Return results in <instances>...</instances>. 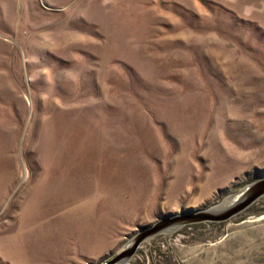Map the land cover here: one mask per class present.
I'll list each match as a JSON object with an SVG mask.
<instances>
[{"label":"rangeland","instance_id":"rangeland-1","mask_svg":"<svg viewBox=\"0 0 264 264\" xmlns=\"http://www.w3.org/2000/svg\"><path fill=\"white\" fill-rule=\"evenodd\" d=\"M261 176L264 0H0V264L45 258L47 238L66 244L47 264L82 240L114 254ZM249 208L145 239L126 264H264Z\"/></svg>","mask_w":264,"mask_h":264},{"label":"water","instance_id":"water-1","mask_svg":"<svg viewBox=\"0 0 264 264\" xmlns=\"http://www.w3.org/2000/svg\"><path fill=\"white\" fill-rule=\"evenodd\" d=\"M236 192L239 193L238 196L226 207H217L219 203L217 202L202 208H184L176 213H167L150 224L138 225L136 231L130 236V240L124 247L114 254L104 256V259L109 258L105 264L128 263L145 239L168 229L195 223L224 222L240 214L260 198L264 197V176L245 183L233 194ZM92 262L89 264L96 263Z\"/></svg>","mask_w":264,"mask_h":264},{"label":"crops","instance_id":"crops-1","mask_svg":"<svg viewBox=\"0 0 264 264\" xmlns=\"http://www.w3.org/2000/svg\"><path fill=\"white\" fill-rule=\"evenodd\" d=\"M61 218H57V219H61V220H71L72 222H74V217L73 215L71 217H69V214L65 215L63 214V217L60 216ZM69 222V221H68ZM63 239V238H62ZM61 238L53 241V242H48V238L46 240H40L39 244L43 245L44 247H46V251L44 252V256L45 258L43 257V259L40 257H36L35 255H37V253L35 255H33L32 253L30 254L31 255V258H30V264H47L46 261H54L55 259H59L60 258V254L57 252L55 253L53 250H49L48 248L50 247V245L52 243H56V245L60 244L63 246H66V244H61V241L62 240ZM66 239V238H65ZM39 238H37L36 242H38ZM63 241V240H62ZM35 243V242H34ZM33 241H31V245L34 244ZM72 242H70L67 246H68V250L66 251V256L67 257H64L66 258L65 260L69 262V264H81L80 262L76 263L75 262V258H79L81 259L82 261H85L87 258L89 260H93L94 261H98L100 258H103L104 256H107V255H110V254H113V252H115L114 250H116L117 248V243L113 244V243H110V244H107V246H105V248L103 249H94V250H87L86 249V244L85 242L82 240L81 243H74V244H71ZM37 243H35L34 245L30 246V248L35 252H37L39 250V246L37 247ZM63 249H65L63 247ZM17 250H15L16 252ZM65 252V251H64ZM117 252V251H116ZM43 254V253H42ZM35 257V258H34ZM25 261V257H20L18 256L17 259H14L15 260V264H20V263H17V260L21 261V260ZM8 261V260H7ZM10 261V260H9Z\"/></svg>","mask_w":264,"mask_h":264},{"label":"trees","instance_id":"trees-1","mask_svg":"<svg viewBox=\"0 0 264 264\" xmlns=\"http://www.w3.org/2000/svg\"><path fill=\"white\" fill-rule=\"evenodd\" d=\"M251 211L253 212V214H260L262 211H264V207L262 208H258L257 207V204H253L252 206H250ZM135 264H144V262H140L138 261L137 263Z\"/></svg>","mask_w":264,"mask_h":264},{"label":"built area","instance_id":"built-area-1","mask_svg":"<svg viewBox=\"0 0 264 264\" xmlns=\"http://www.w3.org/2000/svg\"><path fill=\"white\" fill-rule=\"evenodd\" d=\"M108 259H109V258H106V259H104L103 261L98 262V263H95V264H105V263L108 261Z\"/></svg>","mask_w":264,"mask_h":264},{"label":"bare ground","instance_id":"bare-ground-1","mask_svg":"<svg viewBox=\"0 0 264 264\" xmlns=\"http://www.w3.org/2000/svg\"><path fill=\"white\" fill-rule=\"evenodd\" d=\"M236 193H237V192H236ZM238 194H239V193H237L236 195L238 196ZM237 196H236V197H237ZM235 199H236V198H235ZM220 202H221V201H220ZM220 202H219V203H220ZM219 203H218V204H219ZM218 204H217V207H218ZM229 205H230V204H229ZM222 207H223V206H222ZM225 207H226V206H225Z\"/></svg>","mask_w":264,"mask_h":264}]
</instances>
